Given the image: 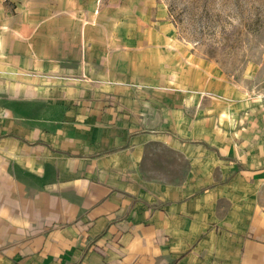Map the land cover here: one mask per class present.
Returning <instances> with one entry per match:
<instances>
[{
	"label": "crops",
	"instance_id": "obj_1",
	"mask_svg": "<svg viewBox=\"0 0 264 264\" xmlns=\"http://www.w3.org/2000/svg\"><path fill=\"white\" fill-rule=\"evenodd\" d=\"M136 1L0 0V264H264V72Z\"/></svg>",
	"mask_w": 264,
	"mask_h": 264
},
{
	"label": "rangeland",
	"instance_id": "obj_2",
	"mask_svg": "<svg viewBox=\"0 0 264 264\" xmlns=\"http://www.w3.org/2000/svg\"><path fill=\"white\" fill-rule=\"evenodd\" d=\"M140 20L172 31L233 74L264 72V0H137Z\"/></svg>",
	"mask_w": 264,
	"mask_h": 264
},
{
	"label": "built area",
	"instance_id": "obj_3",
	"mask_svg": "<svg viewBox=\"0 0 264 264\" xmlns=\"http://www.w3.org/2000/svg\"><path fill=\"white\" fill-rule=\"evenodd\" d=\"M83 77L86 78L88 81H91L90 77H88L85 73L83 74Z\"/></svg>",
	"mask_w": 264,
	"mask_h": 264
}]
</instances>
